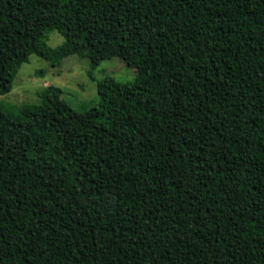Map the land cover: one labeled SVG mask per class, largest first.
Returning <instances> with one entry per match:
<instances>
[{"label": "trees", "instance_id": "obj_1", "mask_svg": "<svg viewBox=\"0 0 264 264\" xmlns=\"http://www.w3.org/2000/svg\"><path fill=\"white\" fill-rule=\"evenodd\" d=\"M107 49L86 110L0 101V264H264V0H0V95Z\"/></svg>", "mask_w": 264, "mask_h": 264}, {"label": "rangeland", "instance_id": "obj_2", "mask_svg": "<svg viewBox=\"0 0 264 264\" xmlns=\"http://www.w3.org/2000/svg\"><path fill=\"white\" fill-rule=\"evenodd\" d=\"M45 44L56 48L62 36L55 30L44 35ZM135 71L115 55L113 49L92 56L69 54L55 65L41 56L31 55L16 71L10 90L0 95V101L16 108L39 101L41 90L54 85L60 88L61 97L77 111H83L97 102L96 82L109 76L117 82H129Z\"/></svg>", "mask_w": 264, "mask_h": 264}]
</instances>
